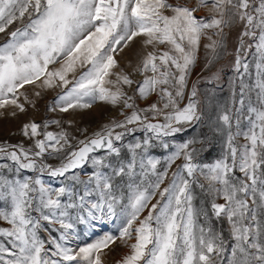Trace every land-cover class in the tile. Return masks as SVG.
<instances>
[{
  "label": "snow or ice",
  "instance_id": "obj_1",
  "mask_svg": "<svg viewBox=\"0 0 264 264\" xmlns=\"http://www.w3.org/2000/svg\"><path fill=\"white\" fill-rule=\"evenodd\" d=\"M0 34V109L35 107L33 85L63 89L53 113L117 112L0 144V264H104L117 241L115 264H264V0H0Z\"/></svg>",
  "mask_w": 264,
  "mask_h": 264
},
{
  "label": "rangeland",
  "instance_id": "obj_2",
  "mask_svg": "<svg viewBox=\"0 0 264 264\" xmlns=\"http://www.w3.org/2000/svg\"><path fill=\"white\" fill-rule=\"evenodd\" d=\"M18 25H13L10 30L14 29ZM4 40L3 34H0V43ZM237 43V31H233L230 41H229V52L231 53L236 47ZM141 49V40L137 38L130 43V47L126 48L123 53L117 56V59L120 62L122 68H127L130 62H135L137 59V53ZM229 61L233 63V57L229 55ZM203 60L200 64L193 70L192 79L196 80L198 74L204 76L210 75L209 72H202ZM213 71H215L213 69ZM226 74L225 78H230L232 76V68L224 72ZM20 91L25 92L28 97L32 100H35V107H32L29 104H25L26 111L20 113L17 111L16 116H12L10 113L11 108L0 109V112L3 114L0 115V144L10 143V144H19L23 143L26 147L31 145V142L24 136L20 134V129L22 125L29 121H36L42 123L46 120L51 119H61L64 122V127L68 129L73 135L83 138L76 129H88V134H91L93 131L98 130L104 123H107L109 119L116 117L117 112L113 110L110 106L104 105L100 102H97L89 110H73L70 109L67 113H53L48 111V107L52 104L54 99L61 94L63 89H47L43 90L40 97L34 95L35 91H40V89L35 88L33 85H25ZM227 85H224L223 92L218 93L222 98L227 97ZM21 103H23V97H21ZM143 106V104H141ZM72 121V124L69 125L67 122ZM50 131H59L55 125H50ZM139 135V133H138ZM47 180L48 178L45 177ZM120 222L117 221H105L103 226L97 229L96 236H81L77 241L80 246H84L86 243L91 242L93 239L97 238L100 235H103L106 232L118 235V228ZM113 251L104 257V264H115V262L120 258V256L127 250L119 245V241L116 244L110 246ZM107 251V250H106Z\"/></svg>",
  "mask_w": 264,
  "mask_h": 264
},
{
  "label": "trees",
  "instance_id": "obj_3",
  "mask_svg": "<svg viewBox=\"0 0 264 264\" xmlns=\"http://www.w3.org/2000/svg\"><path fill=\"white\" fill-rule=\"evenodd\" d=\"M229 55H226L219 64L216 65V68H214V70L217 69H222V73L229 71L232 68V61L228 60Z\"/></svg>",
  "mask_w": 264,
  "mask_h": 264
}]
</instances>
